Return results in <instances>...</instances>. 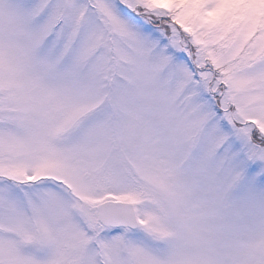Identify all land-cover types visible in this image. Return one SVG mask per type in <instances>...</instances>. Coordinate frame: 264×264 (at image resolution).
<instances>
[{"label":"snow or ice","instance_id":"snow-or-ice-1","mask_svg":"<svg viewBox=\"0 0 264 264\" xmlns=\"http://www.w3.org/2000/svg\"><path fill=\"white\" fill-rule=\"evenodd\" d=\"M0 264H264V0H0Z\"/></svg>","mask_w":264,"mask_h":264}]
</instances>
